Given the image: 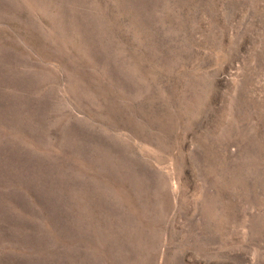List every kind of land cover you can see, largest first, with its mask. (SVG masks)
I'll return each mask as SVG.
<instances>
[{
    "label": "rangeland",
    "instance_id": "1",
    "mask_svg": "<svg viewBox=\"0 0 264 264\" xmlns=\"http://www.w3.org/2000/svg\"><path fill=\"white\" fill-rule=\"evenodd\" d=\"M0 264H264V0H0Z\"/></svg>",
    "mask_w": 264,
    "mask_h": 264
}]
</instances>
